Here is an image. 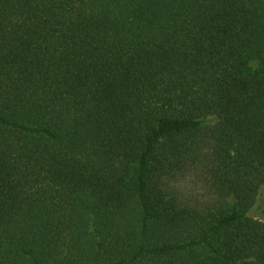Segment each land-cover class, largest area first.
<instances>
[{
	"label": "trees",
	"instance_id": "obj_1",
	"mask_svg": "<svg viewBox=\"0 0 264 264\" xmlns=\"http://www.w3.org/2000/svg\"><path fill=\"white\" fill-rule=\"evenodd\" d=\"M263 191L264 0H0V264H264Z\"/></svg>",
	"mask_w": 264,
	"mask_h": 264
},
{
	"label": "rangeland",
	"instance_id": "obj_2",
	"mask_svg": "<svg viewBox=\"0 0 264 264\" xmlns=\"http://www.w3.org/2000/svg\"><path fill=\"white\" fill-rule=\"evenodd\" d=\"M175 182L182 190L185 198L192 200L200 199L205 201L209 198V193L206 190V181L203 171L197 169H189L185 173L178 174ZM256 218L264 221V191L259 199L257 207L253 211Z\"/></svg>",
	"mask_w": 264,
	"mask_h": 264
}]
</instances>
